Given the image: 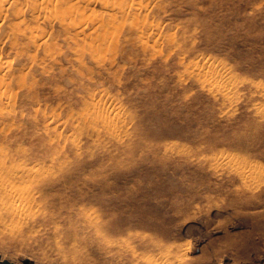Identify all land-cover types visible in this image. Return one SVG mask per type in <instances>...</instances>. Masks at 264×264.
<instances>
[{"label": "rangeland", "instance_id": "374dc122", "mask_svg": "<svg viewBox=\"0 0 264 264\" xmlns=\"http://www.w3.org/2000/svg\"><path fill=\"white\" fill-rule=\"evenodd\" d=\"M19 3L0 264H264V0L128 2L100 40Z\"/></svg>", "mask_w": 264, "mask_h": 264}, {"label": "bare ground", "instance_id": "6f19581e", "mask_svg": "<svg viewBox=\"0 0 264 264\" xmlns=\"http://www.w3.org/2000/svg\"><path fill=\"white\" fill-rule=\"evenodd\" d=\"M19 1L20 0H12V1L11 0H0V30H2L6 26L9 15L14 13V11H12L13 7H11V6L14 4H16L15 6H19L20 5ZM25 1L27 2L26 3L27 5H25V6H28V8L31 9L35 15H38V14L42 15L43 14L44 17L48 19V21H49V19H52V20L55 19V20H57V22H60L61 30L65 31V33H69V31L76 30L77 33L75 34V37L76 36L81 37L84 35L85 39H87L88 35L85 33L86 30L88 28H94L93 32H91L89 34V36L91 37L92 40L103 39L104 38L103 33H109L110 35H112V38H113L114 33L116 31V28H115L116 22L121 18V17H119V14L124 13L125 8H127L124 5L125 3L130 2L128 4V6L130 5L132 7L131 8L132 16L134 15L133 9L136 7L138 8V7L143 5V0H129L128 2L125 0H113L112 4L110 3V0H25ZM89 1H94V2L100 1L105 10H107L110 6L112 7V10H111V12L109 10V13L101 12L102 14H99V15H97V14L94 15L95 10L94 11L91 10V14H93V15L88 16L87 13L90 10L89 9L90 8ZM17 4H19V5H17ZM21 5H22V2H21ZM21 9H20V12L22 11ZM18 10H17V12H19ZM22 13H23V11H22ZM22 13H21V17H22ZM18 14L19 13H17V15ZM15 25L16 26H10V27H11L12 32L13 33L15 32V34L17 35L18 31L21 30V27H20V24L19 25L15 24ZM104 116L103 117L101 116V117L104 118ZM108 117H111V116H108ZM108 117H106V118H108ZM102 118H100V119H102ZM106 118H105V120H106ZM109 119H111V118H109ZM109 119H107V120H109ZM107 120L105 121L108 124L107 127H112L111 123L113 122L114 119L112 120V122H111V120L110 121H107ZM112 131H114V130H112ZM1 170H0V179L4 180L2 182H8L9 180H6L3 177H1L2 175H6L4 173L5 171L4 170L1 171ZM6 173H7V176H9L10 180L19 176L18 174H15L13 176L11 173H8V172H6ZM11 176H13V177H11ZM25 177L27 178L25 180H29V182L31 181V183H32L33 179L35 181V179L37 178V181H38V177L43 179L44 176H43L42 171L36 170L35 168L32 169V167H31L28 169L27 168L22 169V176H19L17 178L24 179ZM1 186L2 187H0V194L2 193L1 191H5V192L9 191L6 189L7 184L6 185L1 184ZM13 209H15V208H13Z\"/></svg>", "mask_w": 264, "mask_h": 264}, {"label": "snow or ice", "instance_id": "6c2138e0", "mask_svg": "<svg viewBox=\"0 0 264 264\" xmlns=\"http://www.w3.org/2000/svg\"><path fill=\"white\" fill-rule=\"evenodd\" d=\"M3 259V257H0V260H2Z\"/></svg>", "mask_w": 264, "mask_h": 264}]
</instances>
